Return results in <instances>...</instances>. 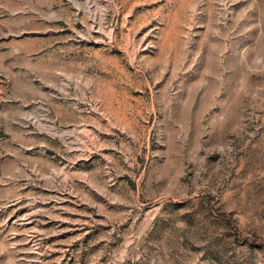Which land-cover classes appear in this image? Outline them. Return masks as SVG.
Here are the masks:
<instances>
[{
    "label": "rangeland",
    "instance_id": "rangeland-1",
    "mask_svg": "<svg viewBox=\"0 0 264 264\" xmlns=\"http://www.w3.org/2000/svg\"><path fill=\"white\" fill-rule=\"evenodd\" d=\"M0 264H264V0H0Z\"/></svg>",
    "mask_w": 264,
    "mask_h": 264
}]
</instances>
